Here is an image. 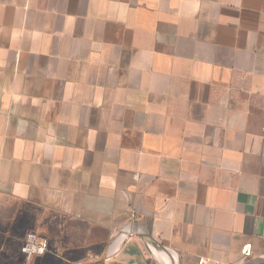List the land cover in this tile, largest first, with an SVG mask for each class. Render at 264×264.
<instances>
[{
    "label": "crops",
    "instance_id": "0c3cea01",
    "mask_svg": "<svg viewBox=\"0 0 264 264\" xmlns=\"http://www.w3.org/2000/svg\"><path fill=\"white\" fill-rule=\"evenodd\" d=\"M30 231L27 264H264V0H0L8 264Z\"/></svg>",
    "mask_w": 264,
    "mask_h": 264
},
{
    "label": "built area",
    "instance_id": "2783aa9c",
    "mask_svg": "<svg viewBox=\"0 0 264 264\" xmlns=\"http://www.w3.org/2000/svg\"><path fill=\"white\" fill-rule=\"evenodd\" d=\"M50 248L49 241L45 238L36 239L34 234H29L21 248L25 258L43 256ZM246 250V247H245Z\"/></svg>",
    "mask_w": 264,
    "mask_h": 264
},
{
    "label": "rangeland",
    "instance_id": "374dc122",
    "mask_svg": "<svg viewBox=\"0 0 264 264\" xmlns=\"http://www.w3.org/2000/svg\"><path fill=\"white\" fill-rule=\"evenodd\" d=\"M30 233H32V234H37L36 232H34V231H30ZM27 237V236H26ZM26 237L24 238V240L23 241H21V248H22V246H23V244H24V242H25V239H26ZM36 239H40V237H38L37 235H36ZM90 248L91 247H89V246H79L78 247V254H79V257H83V258H81V259H79V260H77L76 262H72V263H69V262H63V263H58V262H55V261H52L51 260V262H45V263H41V264H92V263H94L93 261H91V259L92 258H94L95 256L94 255H85L84 253H86L87 251H89L90 250ZM62 253H64V252H62ZM20 254L22 255L21 256V259L17 262V263H14V264H27L28 262H25L24 260H23V253L22 252H20ZM0 258H2L1 260H0V264H8V262L6 261V259H5V255H0ZM26 259V258H25ZM95 264V263H94Z\"/></svg>",
    "mask_w": 264,
    "mask_h": 264
}]
</instances>
